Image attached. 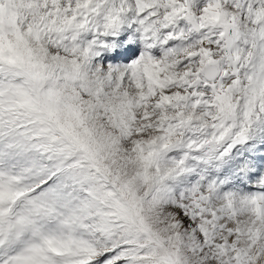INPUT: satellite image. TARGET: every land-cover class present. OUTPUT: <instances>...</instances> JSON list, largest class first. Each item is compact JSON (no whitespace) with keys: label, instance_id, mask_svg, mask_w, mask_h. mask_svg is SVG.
I'll return each instance as SVG.
<instances>
[{"label":"snow or ice","instance_id":"1","mask_svg":"<svg viewBox=\"0 0 264 264\" xmlns=\"http://www.w3.org/2000/svg\"><path fill=\"white\" fill-rule=\"evenodd\" d=\"M0 264H264V0H0Z\"/></svg>","mask_w":264,"mask_h":264}]
</instances>
